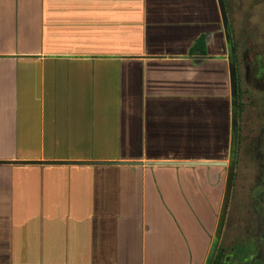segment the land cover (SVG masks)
<instances>
[{"label": "crops", "instance_id": "1", "mask_svg": "<svg viewBox=\"0 0 264 264\" xmlns=\"http://www.w3.org/2000/svg\"><path fill=\"white\" fill-rule=\"evenodd\" d=\"M230 60L217 0H0V264H214Z\"/></svg>", "mask_w": 264, "mask_h": 264}, {"label": "rangeland", "instance_id": "2", "mask_svg": "<svg viewBox=\"0 0 264 264\" xmlns=\"http://www.w3.org/2000/svg\"><path fill=\"white\" fill-rule=\"evenodd\" d=\"M255 1L231 0V7H229V12L231 13L229 20L232 18L230 24V42L237 52V62L240 65L239 85L242 87L244 85V69L241 63L245 46L252 53L253 49L257 47V44L262 43L259 38L260 30L264 33V18L263 16L261 17L263 18L261 23L258 21L257 16L259 12L254 7ZM247 5H253L249 11L251 12V19L249 24L247 23L246 25V38L242 40L245 44L243 42V44H240L242 29L244 28L241 22L247 10ZM259 23L261 27L258 28ZM261 49L264 50V44H262ZM251 56L253 58V54ZM238 91L239 86L237 87ZM262 92L258 88L249 87V95L252 97L251 102L249 103L244 99L238 100L239 105L237 104L236 106L238 109L237 135L236 139L233 138V147H235L236 152V157L234 158V162L236 163L233 162L235 178L230 189L226 206L227 211L224 204L221 208L219 220L221 229L215 232L214 240L212 241L213 253L216 248L222 251L221 262L233 253L231 251L233 247L239 253L243 251L242 248L245 242L250 238L251 233L248 232L250 225L264 211V158L260 156L262 154L264 157V140L260 143V139L264 133V96ZM254 148H258L259 153ZM213 202L214 200L206 202L199 201V205L190 203L193 214L198 215L197 218L201 222L200 225H202L203 232L205 228L210 231L215 220V212L213 210L218 204ZM210 237V233L208 235L198 232L196 236L190 235L188 241L193 244V239L196 238L198 245L205 244L207 246L211 241ZM171 239L174 238L171 237Z\"/></svg>", "mask_w": 264, "mask_h": 264}, {"label": "flooded vegetation", "instance_id": "3", "mask_svg": "<svg viewBox=\"0 0 264 264\" xmlns=\"http://www.w3.org/2000/svg\"><path fill=\"white\" fill-rule=\"evenodd\" d=\"M244 5V3H243ZM225 6L228 14V18H230L231 13L229 12V7H231V0L225 1ZM247 10L244 13L243 19H242V26L244 27L242 29V38L240 44H245L242 40L246 38V25L249 24L251 19V12L250 8L253 7V5H247ZM254 7L258 9L259 15L257 16L258 21L261 23L264 18V0H256L254 3ZM245 9V8H244ZM263 16V18H261ZM232 19V18H231ZM231 19L228 20L229 22V33H230V24ZM258 25V28L261 27V25ZM260 30V29H259ZM259 38L262 43H258L257 47L253 49V52L251 53L248 48L245 46V51L242 56V63L241 66L244 69V85L243 87L240 86V80H239V71H240V65L237 62V52L234 51V56L236 60V70H237V87L239 86L238 91V100H246L249 103L251 102L252 97L249 95V87L258 88L260 91H263L262 95L264 96V50L261 49L262 44H264V33L261 32L259 34ZM243 42V43H242ZM231 46V57H232V48L233 45L230 42ZM239 47V46H238ZM259 47V48H258ZM237 48V47H236ZM259 49V50H258ZM235 50V49H234ZM238 51V48H237ZM253 54L250 57V55ZM245 88V89H244ZM264 98V97H263ZM239 105V104H238ZM263 113V112H261ZM237 117V115H236ZM238 119V117H237ZM237 128V126H236ZM234 135H237V132L234 133ZM264 140V133L262 135V138L260 139V143H262ZM255 151L258 150L257 153H259L258 148H254ZM262 158V154H260ZM248 232H250V238L247 240L244 244V247L242 248L243 251L239 253V251H235L234 247L231 249L233 253L228 255L223 262H220L219 264H264V211L262 212L261 216H258L252 222V225H250V228L248 229ZM233 258V259H232Z\"/></svg>", "mask_w": 264, "mask_h": 264}, {"label": "water", "instance_id": "4", "mask_svg": "<svg viewBox=\"0 0 264 264\" xmlns=\"http://www.w3.org/2000/svg\"><path fill=\"white\" fill-rule=\"evenodd\" d=\"M221 12L222 23L225 30L227 41L230 42L228 14L224 0H217ZM230 83H231V96L233 99V106L238 104V92H237V70L234 64L230 65ZM237 117L233 119V131L236 132ZM68 165H122V166H140L141 163H107V162H67ZM146 166H189V167H224L227 163H145Z\"/></svg>", "mask_w": 264, "mask_h": 264}, {"label": "trees", "instance_id": "5", "mask_svg": "<svg viewBox=\"0 0 264 264\" xmlns=\"http://www.w3.org/2000/svg\"><path fill=\"white\" fill-rule=\"evenodd\" d=\"M225 2V0H224ZM205 38H201L199 39L195 44L194 46L192 47L190 53L191 55L193 56H205ZM234 48H232V57H231V64H236V60H235V56H234ZM234 113L235 115L238 116V109L237 107L235 108L234 110ZM233 138L236 139V135L233 136ZM232 154H233V160L231 161V165H230V176H229V190L231 189L232 185H233V181H234V178H235V167H234V158L236 157V152H235V147H233V151H232ZM234 162V163H233ZM225 209H226V206H225ZM225 216V215H224ZM224 220V219H223ZM223 222V221H222ZM222 251L219 249L218 250V253H217V256H216V259L214 261V264H219L221 262V259H222Z\"/></svg>", "mask_w": 264, "mask_h": 264}]
</instances>
